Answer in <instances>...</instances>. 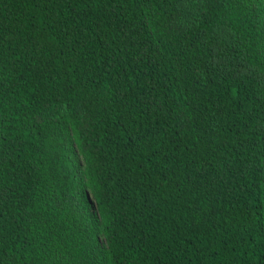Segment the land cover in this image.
<instances>
[{
	"label": "trees",
	"instance_id": "obj_1",
	"mask_svg": "<svg viewBox=\"0 0 264 264\" xmlns=\"http://www.w3.org/2000/svg\"><path fill=\"white\" fill-rule=\"evenodd\" d=\"M0 264H264V0H0Z\"/></svg>",
	"mask_w": 264,
	"mask_h": 264
}]
</instances>
